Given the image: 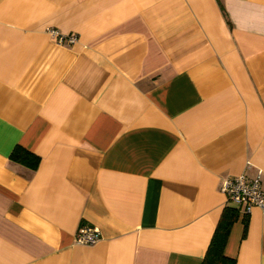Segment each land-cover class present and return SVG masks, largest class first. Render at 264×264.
<instances>
[{
	"label": "crops",
	"instance_id": "obj_1",
	"mask_svg": "<svg viewBox=\"0 0 264 264\" xmlns=\"http://www.w3.org/2000/svg\"><path fill=\"white\" fill-rule=\"evenodd\" d=\"M260 170L264 0H0V264H202L226 207L264 264L220 189Z\"/></svg>",
	"mask_w": 264,
	"mask_h": 264
},
{
	"label": "built area",
	"instance_id": "obj_2",
	"mask_svg": "<svg viewBox=\"0 0 264 264\" xmlns=\"http://www.w3.org/2000/svg\"><path fill=\"white\" fill-rule=\"evenodd\" d=\"M51 34L57 38L60 44L73 43L77 40L76 35L64 34L58 29H50ZM221 191L226 195L228 201L239 205L243 214L252 213L255 207L264 211V189L262 187V171L250 178L246 174L227 177L223 180ZM101 238L99 228L90 224L79 227L75 240L78 244L89 245Z\"/></svg>",
	"mask_w": 264,
	"mask_h": 264
},
{
	"label": "trees",
	"instance_id": "obj_3",
	"mask_svg": "<svg viewBox=\"0 0 264 264\" xmlns=\"http://www.w3.org/2000/svg\"><path fill=\"white\" fill-rule=\"evenodd\" d=\"M11 159L37 168L40 157L22 146H17L11 154ZM240 213L235 207H226L216 227L208 251L202 264H237L236 258L225 254V247L228 242L231 230L239 219Z\"/></svg>",
	"mask_w": 264,
	"mask_h": 264
}]
</instances>
